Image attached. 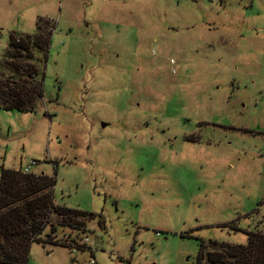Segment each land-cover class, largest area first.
Segmentation results:
<instances>
[{"label": "rangeland", "instance_id": "374dc122", "mask_svg": "<svg viewBox=\"0 0 264 264\" xmlns=\"http://www.w3.org/2000/svg\"><path fill=\"white\" fill-rule=\"evenodd\" d=\"M40 19L44 99L0 109V176L97 218L27 264H220L264 234V0H0V59Z\"/></svg>", "mask_w": 264, "mask_h": 264}, {"label": "trees", "instance_id": "16d2710c", "mask_svg": "<svg viewBox=\"0 0 264 264\" xmlns=\"http://www.w3.org/2000/svg\"><path fill=\"white\" fill-rule=\"evenodd\" d=\"M41 22L40 19L34 35L9 36V49L0 59V109L32 113L44 99L43 83L37 80L40 78L37 65L46 62L52 33L43 30ZM55 183V179L43 175L2 170L0 264H27L32 244L49 245L46 235L49 227L53 233L71 236L84 232L97 218L93 213L54 206L50 191ZM51 215L58 217L56 225L50 222ZM247 235V245H222L220 264H264V234ZM200 259L202 251L199 264ZM208 260L210 262V257Z\"/></svg>", "mask_w": 264, "mask_h": 264}, {"label": "built area", "instance_id": "2783aa9c", "mask_svg": "<svg viewBox=\"0 0 264 264\" xmlns=\"http://www.w3.org/2000/svg\"><path fill=\"white\" fill-rule=\"evenodd\" d=\"M35 163H33V165H34ZM23 171V173L24 174H30L31 172H30V168L28 167V168H25V169H23L22 170Z\"/></svg>", "mask_w": 264, "mask_h": 264}]
</instances>
